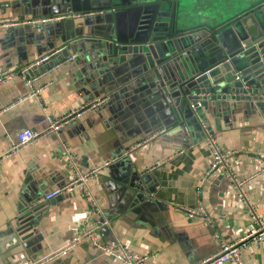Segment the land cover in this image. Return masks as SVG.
<instances>
[{
    "label": "crops",
    "instance_id": "0c3cea01",
    "mask_svg": "<svg viewBox=\"0 0 264 264\" xmlns=\"http://www.w3.org/2000/svg\"><path fill=\"white\" fill-rule=\"evenodd\" d=\"M127 1L0 0V19H50L0 28V66L22 69L60 48L75 56L58 70L34 71L41 75L34 88L43 86L39 99L20 101L31 90L17 70L0 85V264L54 254L59 255L48 264H121L89 242L65 249L92 208L90 198L109 222L102 239H120L130 250L147 254L145 264H197L253 231L252 210L264 218V100H211L188 121L180 114L190 126L185 134L179 109L158 97L155 84L101 50V42H112L129 29ZM177 1L181 22L189 24L234 18L243 5V0ZM82 27L86 34L75 36ZM65 58L61 53L54 60ZM100 100L106 101L86 109ZM80 108L82 115L58 135L6 156L19 130L44 131L49 118ZM160 130L154 140L128 151ZM207 134L227 152L234 179L248 180L246 200L238 198L230 180L208 173L210 152L201 143ZM107 161L109 169L88 185L90 198L44 199L76 170ZM199 207L207 220L180 210ZM242 258L245 264H264V240H250Z\"/></svg>",
    "mask_w": 264,
    "mask_h": 264
},
{
    "label": "water",
    "instance_id": "95a60500",
    "mask_svg": "<svg viewBox=\"0 0 264 264\" xmlns=\"http://www.w3.org/2000/svg\"><path fill=\"white\" fill-rule=\"evenodd\" d=\"M126 4L129 29L112 42H101V50L152 81L158 97L179 109L178 123L181 115L188 121L211 100H264V0H243L241 14L231 19L190 24L181 22L177 0ZM85 34L82 27L75 36ZM62 53L69 56V51ZM188 125H181L185 134Z\"/></svg>",
    "mask_w": 264,
    "mask_h": 264
},
{
    "label": "built area",
    "instance_id": "2783aa9c",
    "mask_svg": "<svg viewBox=\"0 0 264 264\" xmlns=\"http://www.w3.org/2000/svg\"><path fill=\"white\" fill-rule=\"evenodd\" d=\"M62 18H56V20H61ZM50 19L33 20L30 22H20L15 19H0V28H8L10 26L18 25H28L49 22ZM64 49H56L44 56H41L35 60L29 66L22 69H10L0 66V85L8 82L12 79L15 70H17L18 77L24 83V86L31 90L30 94L24 96L20 99L26 100L28 98H37L43 89V86L34 88V83L40 79L41 75H35L34 71L41 67L49 66L45 73L50 71L58 70L62 68L66 63H71L75 60V56H67L63 60H54L58 57ZM261 59L264 62V57L261 55ZM106 100L92 101L87 108H96L105 103ZM85 111L84 108L70 112L69 114L59 117V118H49L48 126L44 131H37L33 129H23L16 133V140L12 141L8 149L7 157L17 154L23 148L30 146L34 142L40 140L41 138L55 134L58 135L62 127L68 124L71 120L80 117ZM202 128L207 131L206 125L203 123ZM163 130L158 133H153L148 135L143 141H140L128 150L129 152L141 147L154 140L159 134H162ZM204 145L210 152V165L209 174L215 177H224L233 183V190L243 201L246 200L244 193V186L248 180H235L232 169L229 167V156L224 148L217 142L216 138L212 135L207 134L202 141ZM66 153L70 155L69 150L66 148ZM70 157V156H69ZM1 160V159H0ZM111 166V162L107 161L99 166H94L88 170H76L72 178L63 186L57 187L44 196L46 201H51L54 198L61 195H83L90 198L91 194L88 190L89 183L97 178L101 172L106 171ZM90 212L88 216L83 220L82 225L77 229L72 238L69 240L66 250H71L79 244L84 242H89L95 249L99 250L103 255L112 258L113 260L120 262L121 264H145L149 259L147 254H140L130 250L120 239H109L104 241L102 239V231L108 227L109 222L104 218L100 207L97 205L95 200L91 199ZM188 217L199 220H207L206 213L199 207L196 209L192 208H181ZM251 219L255 223L256 227L249 234L241 238L235 243H224L221 245L220 250L217 254L207 257L197 264H245L242 258V250L246 248L247 243L252 240L254 243L264 240V218L258 215L252 210ZM59 254L46 256L38 261H27L19 262L17 264H48L51 260L58 256Z\"/></svg>",
    "mask_w": 264,
    "mask_h": 264
},
{
    "label": "rangeland",
    "instance_id": "374dc122",
    "mask_svg": "<svg viewBox=\"0 0 264 264\" xmlns=\"http://www.w3.org/2000/svg\"><path fill=\"white\" fill-rule=\"evenodd\" d=\"M247 4V2L246 3H244V6ZM194 23H197V22H194ZM55 58H57V57H55Z\"/></svg>",
    "mask_w": 264,
    "mask_h": 264
}]
</instances>
